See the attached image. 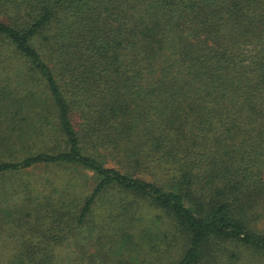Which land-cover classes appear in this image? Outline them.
I'll use <instances>...</instances> for the list:
<instances>
[{
	"label": "trees",
	"instance_id": "16d2710c",
	"mask_svg": "<svg viewBox=\"0 0 264 264\" xmlns=\"http://www.w3.org/2000/svg\"><path fill=\"white\" fill-rule=\"evenodd\" d=\"M37 171L0 264H264V0H0V179Z\"/></svg>",
	"mask_w": 264,
	"mask_h": 264
},
{
	"label": "rangeland",
	"instance_id": "374dc122",
	"mask_svg": "<svg viewBox=\"0 0 264 264\" xmlns=\"http://www.w3.org/2000/svg\"><path fill=\"white\" fill-rule=\"evenodd\" d=\"M50 176H55V173H51ZM44 178L45 177H43V172L37 171V173H34V175H32V176H27V177L14 176L13 178H10V179H0V191L3 190V187L9 188V191H11V188L16 189V188L20 187L21 183H23V188H24L25 184H27V183L31 184L32 188L33 187L35 188L36 186L41 185ZM100 211H101V209H99L98 216H101Z\"/></svg>",
	"mask_w": 264,
	"mask_h": 264
}]
</instances>
